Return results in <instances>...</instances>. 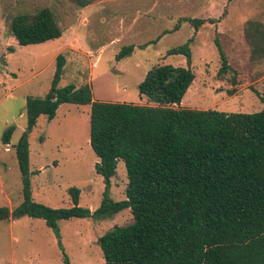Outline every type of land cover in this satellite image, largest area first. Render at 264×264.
Wrapping results in <instances>:
<instances>
[{"label":"rangeland","instance_id":"1","mask_svg":"<svg viewBox=\"0 0 264 264\" xmlns=\"http://www.w3.org/2000/svg\"><path fill=\"white\" fill-rule=\"evenodd\" d=\"M44 8L54 13L62 37L20 46L10 31L13 18ZM184 18L218 22L198 30L182 22L175 30ZM250 20L264 24V0H99L85 8L67 0H0V207L13 210L23 201L15 146L27 128V99L49 92L59 55L66 58L60 88L89 85L95 101L152 106L140 94V83L155 66H186L185 57L168 52L192 40L196 78L182 103L173 107L257 113L264 110V60H251L244 32ZM216 38L236 75L220 72ZM130 45L135 47L131 56L117 60ZM90 114V106L64 104L53 120L38 119L29 136L35 201L70 208L69 189L77 187L80 206L93 212L100 207L108 184L95 169L99 159L90 144ZM11 127L15 131L5 145L3 136ZM128 182L120 160L110 182L114 201L126 199ZM133 221L130 209L100 221L71 219L60 222L57 237L41 219L10 218L0 224V264H65L64 253L70 264H105L99 239Z\"/></svg>","mask_w":264,"mask_h":264},{"label":"trees","instance_id":"2","mask_svg":"<svg viewBox=\"0 0 264 264\" xmlns=\"http://www.w3.org/2000/svg\"><path fill=\"white\" fill-rule=\"evenodd\" d=\"M67 1L85 8L99 0ZM182 22L198 30L218 21L184 18L175 30ZM10 31L20 46L63 35L48 8L15 16ZM244 32L251 60H264V24L250 20ZM191 41L168 52L185 57L186 66H155L140 83V94L152 106L95 101L89 85L60 88L66 58L59 55L49 92L27 99V128L15 146L23 201L13 210L0 207V224L10 218L41 219L60 237L62 221H100L130 209L133 223L99 239L105 264H264V110L226 114L175 109L196 78ZM215 45L223 64L220 72L236 75L218 38ZM134 49L124 47L117 60L131 56ZM64 104L91 107L90 144L99 159L95 169L108 184L94 212L80 206L77 187L69 189L70 208H52L33 198L29 136L41 116L53 120ZM14 131L11 127L5 132V145ZM120 160L129 182L126 199L116 202L110 182Z\"/></svg>","mask_w":264,"mask_h":264}]
</instances>
